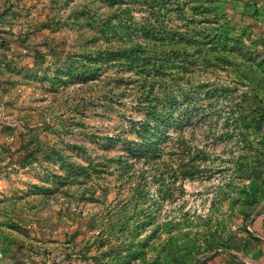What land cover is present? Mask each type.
I'll return each instance as SVG.
<instances>
[{
    "label": "rangeland",
    "instance_id": "374dc122",
    "mask_svg": "<svg viewBox=\"0 0 264 264\" xmlns=\"http://www.w3.org/2000/svg\"><path fill=\"white\" fill-rule=\"evenodd\" d=\"M0 264H264V0H0Z\"/></svg>",
    "mask_w": 264,
    "mask_h": 264
},
{
    "label": "trees",
    "instance_id": "16d2710c",
    "mask_svg": "<svg viewBox=\"0 0 264 264\" xmlns=\"http://www.w3.org/2000/svg\"><path fill=\"white\" fill-rule=\"evenodd\" d=\"M166 117H167V115L162 116V118H158V119H160V120H159V121H160V126L163 127V125H164V123H165V119H166Z\"/></svg>",
    "mask_w": 264,
    "mask_h": 264
}]
</instances>
